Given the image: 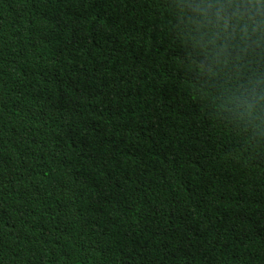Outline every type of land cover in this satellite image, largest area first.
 Masks as SVG:
<instances>
[{"label":"trees","instance_id":"1","mask_svg":"<svg viewBox=\"0 0 264 264\" xmlns=\"http://www.w3.org/2000/svg\"><path fill=\"white\" fill-rule=\"evenodd\" d=\"M190 2L0 0V264H264V47Z\"/></svg>","mask_w":264,"mask_h":264},{"label":"clouds","instance_id":"2","mask_svg":"<svg viewBox=\"0 0 264 264\" xmlns=\"http://www.w3.org/2000/svg\"><path fill=\"white\" fill-rule=\"evenodd\" d=\"M188 10L205 30L203 46L214 56L228 51L233 38L264 47V0H191ZM243 99L251 109L264 101V92L253 89Z\"/></svg>","mask_w":264,"mask_h":264}]
</instances>
